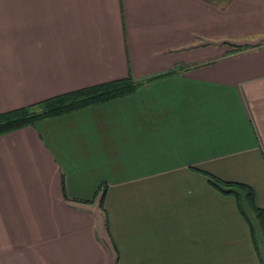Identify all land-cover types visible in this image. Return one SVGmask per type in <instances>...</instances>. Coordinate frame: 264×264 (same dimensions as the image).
Here are the masks:
<instances>
[{"label": "crops", "instance_id": "crops-1", "mask_svg": "<svg viewBox=\"0 0 264 264\" xmlns=\"http://www.w3.org/2000/svg\"><path fill=\"white\" fill-rule=\"evenodd\" d=\"M127 77L0 136V264H264V0H0V114Z\"/></svg>", "mask_w": 264, "mask_h": 264}, {"label": "trees", "instance_id": "trees-1", "mask_svg": "<svg viewBox=\"0 0 264 264\" xmlns=\"http://www.w3.org/2000/svg\"><path fill=\"white\" fill-rule=\"evenodd\" d=\"M260 45H263L262 43ZM260 45L231 44L229 54L246 51ZM143 83L134 82L131 77L110 81L100 85L79 89L66 94L55 96L40 103L0 114V136L33 126L37 121L56 117L65 113L87 108L105 101L127 96L138 89ZM209 184L224 195H231L239 199L244 195L250 209L255 214L264 234V219L262 211L256 207L254 191L245 184L225 182L213 175L202 171ZM103 197L100 199V208H103ZM244 215V214H243ZM107 226V224H106Z\"/></svg>", "mask_w": 264, "mask_h": 264}, {"label": "rangeland", "instance_id": "rangeland-1", "mask_svg": "<svg viewBox=\"0 0 264 264\" xmlns=\"http://www.w3.org/2000/svg\"><path fill=\"white\" fill-rule=\"evenodd\" d=\"M249 206V205H248ZM250 208V207H249Z\"/></svg>", "mask_w": 264, "mask_h": 264}]
</instances>
